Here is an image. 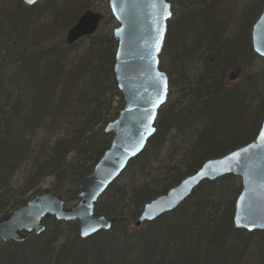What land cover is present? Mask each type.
<instances>
[{
    "label": "trees",
    "instance_id": "trees-1",
    "mask_svg": "<svg viewBox=\"0 0 264 264\" xmlns=\"http://www.w3.org/2000/svg\"><path fill=\"white\" fill-rule=\"evenodd\" d=\"M107 1L43 0L27 6L0 0V217L41 193L45 182L71 206L78 199L74 178L88 174L111 143L112 134L103 128L123 107V98L113 72L116 22ZM98 2L108 15L98 31L63 46V34L55 37L56 32H66ZM179 7L167 23L165 54H159V65L167 59L177 101L162 116L159 109L145 148L97 200L94 213L111 219L110 229L80 238L76 221L45 216L40 233L0 242V264H264V232L234 225L241 181L233 175L201 182L173 211L133 227L146 201L205 160L248 143L264 116V58L255 54L249 36L264 0H183ZM253 59L262 63L258 70L244 69L245 77L235 83L224 79L223 91L227 68ZM233 92L241 111L233 127L253 125V133L213 150L220 136L210 110L219 108L216 99ZM171 131L180 144L160 158L165 143L173 142L166 136Z\"/></svg>",
    "mask_w": 264,
    "mask_h": 264
},
{
    "label": "water",
    "instance_id": "water-1",
    "mask_svg": "<svg viewBox=\"0 0 264 264\" xmlns=\"http://www.w3.org/2000/svg\"><path fill=\"white\" fill-rule=\"evenodd\" d=\"M34 0L28 6L35 4ZM164 5H167L165 11ZM109 10L117 26L113 38L117 42L113 66L123 107L105 127L111 133L109 147L89 174L76 176L77 202L65 208L60 196L46 189L26 204L0 218V241H22L26 233L41 232L45 216L58 221H77L79 235L89 237L109 230L112 220L94 215V207L106 188L120 175L128 161L145 148L155 132L158 110L167 99L168 81L159 69L166 26L171 18L166 0H108ZM103 15L86 9L66 31L62 44L67 47L93 36ZM251 44L254 52L264 57V10L252 26ZM234 175L241 180L235 200L233 222L237 228L264 232V117L255 138L236 149L205 160L191 175L147 203L134 227L152 221L173 210L203 181Z\"/></svg>",
    "mask_w": 264,
    "mask_h": 264
},
{
    "label": "rangeland",
    "instance_id": "rangeland-1",
    "mask_svg": "<svg viewBox=\"0 0 264 264\" xmlns=\"http://www.w3.org/2000/svg\"><path fill=\"white\" fill-rule=\"evenodd\" d=\"M22 1V0H21ZM43 0H38L36 3H41ZM183 0H170V3H172V10H173V17L170 19V21L173 22V20L176 17V14L178 13L179 10V5ZM35 3V4H36ZM28 6V5H27ZM97 8H95L96 10L94 11H98L100 13H102L103 15H107L105 8H104V3L103 2H98L97 3ZM2 7V6H1ZM5 6H3L4 8ZM43 21V20H42ZM169 21V22H170ZM248 27V25H247ZM65 31L64 33H62V31L59 30V32H56L58 37L60 35L63 34V37L65 35ZM249 36H250V31H249ZM63 40V38H62ZM173 40V36H171V42ZM165 54V50L164 47L162 49V56ZM167 59H164V62H162L161 65H159L160 69L166 72L167 69ZM245 67L240 64V65H235L234 67H232L231 71L227 72L226 77H225V81L228 83H235L238 82L239 80H241L243 77H245V73L244 71L246 70V74H253L256 70H258V67H260L262 65L261 62H259L258 59H253V61H248L245 64ZM247 67V68H246ZM245 69V70H244ZM167 73V72H166ZM172 74V73H171ZM171 79V83H169V94L167 97V101L166 103L161 107L163 108L161 111V116L164 113V110L166 108H168L173 102H176L177 100V88L175 87V83L173 80V75ZM230 76V77H229ZM225 82V86L224 87H228V84ZM217 104H220L219 108L217 110H210V113H214L213 114V120L214 122H218V124L216 125V127L212 128L213 131H219V142L216 143H212V149L213 150H222L224 148H229L232 147L234 145H236L237 141L243 138H246V134H244L246 132V130L244 129L243 133H238L236 130V128L233 127V123H236L241 115V111L239 109V101H238V94L236 92L233 93H229V95L227 96V98H218L216 99ZM168 106V107H167ZM160 117V116H159ZM161 119V117H160ZM212 131V132H213ZM170 134V137H168ZM168 138H172L173 142L169 143V141L167 143H165V149L162 152V155L160 158L168 155L169 153H172L170 151V149L174 150L175 147H177L178 144H180V138L179 136L175 135L172 131L170 133H168L166 135ZM172 136V137H171ZM241 136V137H240ZM171 144H173L171 146ZM156 165L154 164V167ZM147 181H149V179H147ZM49 184L48 182L42 183L40 184L39 188L41 190H45L48 189L49 190ZM75 203V202H74ZM73 203V204H74Z\"/></svg>",
    "mask_w": 264,
    "mask_h": 264
},
{
    "label": "bare ground",
    "instance_id": "bare-ground-1",
    "mask_svg": "<svg viewBox=\"0 0 264 264\" xmlns=\"http://www.w3.org/2000/svg\"><path fill=\"white\" fill-rule=\"evenodd\" d=\"M170 8H171V18H172V17H173V10H172V4H171V3H170ZM263 10H264V9H263ZM256 20H257V19H256ZM256 20H255V21H256ZM75 22H76V21H75ZM254 23H255V22H254ZM254 23H253V24H254ZM253 24H252V26H253ZM252 26H251V29H250V38H251V30H252ZM160 70H161V69H160ZM161 71H163V70H161ZM228 71H229V69L227 68V70L225 71L224 77H223V79H222V82H221V83H222V84H221V89H223V91H224V89H225V87H224V79H225L226 74H227ZM163 72H164V73L166 74V76H167V73H166L165 71H163ZM167 81H168V76H167ZM119 111H120V109L117 111L116 116L118 115ZM115 118H116V117H115ZM260 125H261V124H259L258 128H260ZM104 127H105V126H104ZM252 127H253V125L250 126L249 129H245L246 132H245L244 134H246V138H243V137L240 136L242 139L238 140V141L236 142L237 144H238V143H241V142H243V141H245V140H247V139L249 138V136L253 133V128H252ZM103 131H104V128H103ZM235 131H237L238 133H243V132H244V131L241 130V129H240V130L236 129ZM258 131H259V129H258ZM104 133H105V132H104ZM257 133H258V132H257ZM256 135H257V134H256ZM256 135H255V136H256ZM255 136H254L250 141H252V140L255 138ZM238 147H239V146H238ZM236 148H237V147H236ZM236 148H234V149H236ZM234 149H232V150H234ZM222 150H223V149H222ZM232 150H229L228 152H230V151H232ZM228 152H226V153H228ZM226 153H225V154H226ZM102 155H103V154H102ZM223 155H224V154H223ZM221 156H222V155H221ZM218 157H220V156H218ZM100 158H101V157H100ZM100 158H99V159H100ZM213 158H214V157H213ZM99 159L95 162V164L99 161ZM129 161H130V160H129ZM129 161H128V162H129ZM95 164H94V165H95ZM127 164H128V163H127ZM126 166H127V165H126ZM126 166H125V168H126ZM93 167H94V166H93ZM125 168H124V169H125ZM92 169H93V168H92ZM124 169H123V170H124ZM123 170H122V172H123ZM90 172H91V171H90ZM90 172H89V173H90ZM89 173H88V174H89ZM120 174H121V173H120ZM172 187H173V186H172ZM169 189H170V188H169ZM169 189H168V190H169ZM45 190H46V189H45ZM240 190H241V189H240ZM43 191H44V190H43ZM52 193H53V192H52ZM103 193H104V192H103ZM103 193H102V194H103ZM164 193H166V192H164ZM164 193H162V194H164ZM39 194H40V193H39ZM39 194H37V195H39ZM54 194H55V193H54ZM102 194H101V195H102ZM37 195H35V196H37ZM56 195H58V194H56ZM35 196L31 197L28 201H30L31 199H33ZM58 196H60V195H58ZM189 196H190V195H189ZM189 196H188V197H189ZM188 197H187V198H188ZM60 198L62 199L61 196H60ZM99 198H100V197H99ZM153 198H155V197H153ZM153 198H151L150 200L146 201V202L143 204V206H142V208H141V210H140V213H141L143 207H144L147 203H149ZM187 198H186V199H187ZM186 199H184L181 203H183ZM62 200H63V199H62ZM28 201H27V202H28ZM63 201H64V200H63ZM27 202H26V203H27ZM26 203H25V204H26ZM181 203H180V204H181ZM180 204H178V206H179ZM21 206H22V205H21ZM178 206H176L174 209H176ZM18 207H19V206H18ZM16 208H17V207H16ZM14 209H15V208H14ZM14 209H13V210H14ZM174 209H173V210H174ZM173 210H171V211H173ZM171 211H169V212H171ZM10 212H11V211H10ZM8 213H9V212H8ZM140 213L138 214V216L140 215ZM166 213H168V212H166ZM166 213H164V214H166ZM4 215H5V214H4ZM4 215H2V216H4ZM94 215H95V213H94ZM162 215H163V214H162ZM2 216H1V217H2ZM96 216H97V215H96ZM138 216H137V218H138ZM160 216H161V215H160ZM160 216H159V217H160ZM1 217H0V218H1ZM52 217H53V216H52ZM105 218H106V217H105ZM137 218H136V220H137ZM157 218H158V217H157ZM107 219H108V218H107ZM42 220H43V219H42ZM110 220H111V219H110ZM136 220H135V221H136ZM154 220H155V219H154ZM135 221H134V222H135ZM152 221H153V220H152ZM67 222H68V221H67ZM76 222H77V221H76ZM148 222H151V221H148ZM41 223H42V221H41ZM77 223H78V222H77ZM145 223H147V222H145ZM145 223H143V224H145ZM143 224H142L141 226H143ZM42 225H43V224H42ZM234 225H235V224H234ZM141 226H140V227H141ZM110 227H111V226H110ZM133 227H134V224H133ZM140 227H138V228H140ZM235 227H236V226H235ZM134 228H136V227H134ZM236 228H237V227H236ZM109 229H110V228H109ZM136 229H137V228H136ZM238 229H242V228H238ZM242 230H245V229H242ZM245 231H247V230H245ZM254 231H255V230H254ZM247 232H252V231H247ZM32 233H34V234H38V233H35L34 231H32V232H28V233H26V238L23 239L22 241L26 240V239L28 238V236H29L30 234H32ZM39 233H40V232H39ZM78 235H79V231H78ZM79 237L82 238L80 235H79ZM6 242H9V241H6ZM16 242H20V241H16Z\"/></svg>",
    "mask_w": 264,
    "mask_h": 264
},
{
    "label": "snow or ice",
    "instance_id": "snow-or-ice-1",
    "mask_svg": "<svg viewBox=\"0 0 264 264\" xmlns=\"http://www.w3.org/2000/svg\"><path fill=\"white\" fill-rule=\"evenodd\" d=\"M27 3L31 4L34 2V0H26ZM165 11L167 10V5H164ZM167 15H171V13H167Z\"/></svg>",
    "mask_w": 264,
    "mask_h": 264
}]
</instances>
